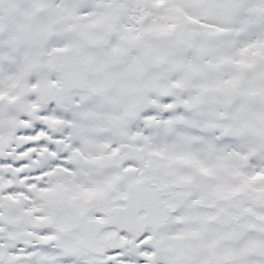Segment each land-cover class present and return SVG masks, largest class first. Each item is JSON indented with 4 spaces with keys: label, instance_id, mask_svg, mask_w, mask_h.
<instances>
[{
    "label": "snow or ice",
    "instance_id": "obj_1",
    "mask_svg": "<svg viewBox=\"0 0 264 264\" xmlns=\"http://www.w3.org/2000/svg\"><path fill=\"white\" fill-rule=\"evenodd\" d=\"M0 264H264V0H0Z\"/></svg>",
    "mask_w": 264,
    "mask_h": 264
}]
</instances>
